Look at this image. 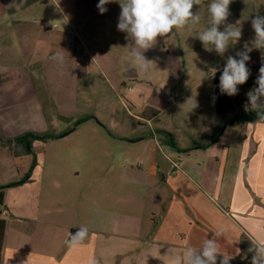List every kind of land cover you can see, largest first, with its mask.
I'll return each instance as SVG.
<instances>
[{"label":"crops","instance_id":"obj_1","mask_svg":"<svg viewBox=\"0 0 264 264\" xmlns=\"http://www.w3.org/2000/svg\"><path fill=\"white\" fill-rule=\"evenodd\" d=\"M98 3L0 0V138L7 145L0 147V264H88L90 259L98 264H167L169 249L198 248L218 230L224 233L221 252L235 256L230 264L251 260L245 243L264 238V122L224 129L215 122L186 130L193 143L184 145L176 136L183 129L178 102L170 117L172 129L163 124L166 99L141 103L129 88L148 130L113 134L108 138L114 141L111 150L96 127L76 141L70 136L78 127L47 143L16 141L27 133L47 134L56 117L74 116L71 110L56 115L49 107H57L56 99L45 89L46 110L40 83L74 84L75 94L86 64L105 72L109 81L115 67L133 65L132 47L119 43L123 50L117 51L96 40L109 21L118 22L121 11L114 2L100 14ZM150 52L144 55L152 60ZM57 53L62 60L53 58ZM198 116L203 117L202 108ZM164 133L173 136L166 144L175 159L159 147L157 139ZM8 142L19 147L17 153L26 149L17 157L8 151ZM49 143L68 148L51 156L50 190L45 193L43 182L38 183L40 177L44 181V161H36L35 152ZM81 226L88 228V238L70 249L69 234Z\"/></svg>","mask_w":264,"mask_h":264},{"label":"rangeland","instance_id":"obj_2","mask_svg":"<svg viewBox=\"0 0 264 264\" xmlns=\"http://www.w3.org/2000/svg\"><path fill=\"white\" fill-rule=\"evenodd\" d=\"M208 2L209 0H203L200 6L194 5L193 7V12H198L201 17L198 25H189L180 30H173L172 34L157 38V43L150 49L155 66L147 73L138 71L131 63H128L129 65L122 64L113 69L114 79L109 81L104 74L105 72L100 69H90L91 65L89 63L85 65L87 68L84 67L81 71L82 76L79 83H77L78 85L75 86V94L71 90L74 84L68 87V85H44L40 83L37 87L40 89V95L46 110L49 111L47 100H45V89L51 90L56 99L57 107L54 105L55 108H52V105H49L56 115L70 110L74 113V116L68 114V119L63 116L56 117L54 127L46 135H62L78 127L77 131L70 136H73L74 141H76L84 131H87L89 135L90 128L96 127L103 136L105 141L103 143L110 144L114 141H108V138H111L113 134L131 135L135 130H137L135 133H142L144 131L141 129L142 127L148 130L149 123L145 119L143 109L139 107L135 109L132 105L129 88L134 90L133 94L137 95L139 101H142L141 103L145 99L154 103H159V99H166L162 105L168 112L163 116V124L172 129H175V124L171 122L170 117L174 110L178 109L176 106L178 102L177 105L180 107L179 111H181L179 115H183L179 118L183 129H181L182 132H177L176 136L177 139L181 138L182 141L180 142L184 145H192L193 143V140H188L186 130L199 129L204 125L212 127L215 122L222 123L221 125L224 127L228 123V119H234L233 113L221 116L216 112L215 86L210 69L216 68L218 71L224 67L227 57L230 55L235 56L238 51L243 49L245 42H248L249 47H252L251 41L254 39L255 33L251 27V20L257 14L264 15V0H232L229 6L230 15L225 23L235 25L239 21L236 26L240 27L242 37L236 44L229 46L224 56L218 55L215 51L206 50L196 36L210 24L207 12ZM109 22V26L103 30L104 34L96 39L102 43L101 47L107 46L117 51H122L125 48L124 43H126V47H132L133 42L126 38L127 34L117 29L118 22L113 20ZM223 29L224 25H221L220 30ZM129 42L130 44H127ZM119 43L124 44L123 48L119 46ZM253 88L254 86L241 88L242 90L239 91L241 95L247 96L248 91ZM182 95H185L184 100H181ZM194 102L197 106L192 108ZM199 108L203 109V117L198 116ZM241 112L246 111L242 109ZM154 125H156L155 122ZM213 132L211 130V139L215 136ZM169 134H161L157 140L164 154L168 155L166 157L175 159L176 157L172 156L171 150L173 149L168 150L169 145L166 144L173 141V136ZM9 144L8 151L11 154H17V157L26 149V146H22L21 151L17 153L19 147L15 144ZM164 144H166L165 147ZM1 146L7 145L0 138ZM67 148L68 146L65 147L62 143H55V145L49 143L35 152V159L38 158V161L40 159V163L44 161V181L42 177L38 179L40 185L43 182V192L47 193L50 190L48 171L51 168V156L53 153L64 152ZM111 149L112 145L110 144ZM7 185L9 183L5 186ZM250 247V243H245L244 253L248 257L253 255L252 252L248 251ZM245 261L244 264H250L251 260L247 259Z\"/></svg>","mask_w":264,"mask_h":264},{"label":"clouds","instance_id":"obj_3","mask_svg":"<svg viewBox=\"0 0 264 264\" xmlns=\"http://www.w3.org/2000/svg\"><path fill=\"white\" fill-rule=\"evenodd\" d=\"M114 2L118 3L121 9L117 29L126 33V38L133 42L129 57L137 70L143 73L155 66V61L147 59L144 53L155 46L158 37H166L172 34L173 30L195 26L201 21L198 12H193V7L200 6L203 0H99V13H106V5ZM231 2L232 0H209L207 12L210 24L196 35L206 50L215 51L220 56H224L229 46L236 44L242 37L240 27L236 26L239 21L235 25L225 23L230 15ZM221 25H224L223 30H220ZM251 27L255 33L251 41L252 47L245 42L243 49L235 56H228L219 77L220 92L230 97L238 94V86L245 84L251 75L247 64L253 48L261 50L264 56V15H255L251 20ZM53 58L62 60L63 56L57 53ZM210 72L214 77L217 69L211 68ZM255 84L257 86L246 94L244 110L254 112L257 122H264V64L259 68ZM196 106L194 102L192 108ZM88 235V228L81 226L69 234L66 244L70 249L78 248L84 244ZM221 237H224V233L218 230L212 238L204 239L200 247L189 245L179 253L171 248L169 254L164 257L168 258L167 264H217L218 257L219 264H230L235 256L221 252ZM250 239L252 246L248 251L253 253L250 264H264V238L257 236ZM88 264L98 262L90 259Z\"/></svg>","mask_w":264,"mask_h":264},{"label":"trees","instance_id":"obj_4","mask_svg":"<svg viewBox=\"0 0 264 264\" xmlns=\"http://www.w3.org/2000/svg\"><path fill=\"white\" fill-rule=\"evenodd\" d=\"M249 55H250L251 59L248 62L247 67L250 69L251 75L245 84L238 86L239 90L241 88H248L251 86H254V87L257 86L255 84V81H256V78L259 74V68L263 64V57H262L261 51L257 50V49H253L249 53ZM222 69L218 70L216 72L215 76L213 77L214 86H215L214 91H215V104H216L217 114L223 115L226 113L240 112L239 114H237L234 117L233 122L231 123L232 125H234L236 123H242V122H257L256 121V114L254 112H251V111L241 112L242 109H244L245 103L247 102V96L241 95L240 91L238 92L237 95L231 96V97L226 95V94H222L220 92L219 77L222 73ZM56 137L57 136L46 135V134L37 135L34 133H27L21 137L16 138V141L26 143V144H30L32 140H40L42 142H46V141L54 139ZM34 165H35V163H33V166ZM29 176H30V174L27 177H29ZM25 179L21 180L20 182L11 183L7 186L10 187V186L18 185V184L24 182ZM7 186H5V187H7ZM72 233H74V231Z\"/></svg>","mask_w":264,"mask_h":264},{"label":"water","instance_id":"obj_5","mask_svg":"<svg viewBox=\"0 0 264 264\" xmlns=\"http://www.w3.org/2000/svg\"><path fill=\"white\" fill-rule=\"evenodd\" d=\"M232 122H233V120H232L231 122L227 123V124L223 127V129L226 128L227 126H229Z\"/></svg>","mask_w":264,"mask_h":264},{"label":"built area","instance_id":"obj_6","mask_svg":"<svg viewBox=\"0 0 264 264\" xmlns=\"http://www.w3.org/2000/svg\"><path fill=\"white\" fill-rule=\"evenodd\" d=\"M82 52H83V54H87V49L84 48Z\"/></svg>","mask_w":264,"mask_h":264}]
</instances>
